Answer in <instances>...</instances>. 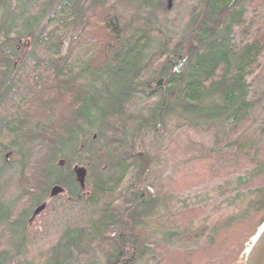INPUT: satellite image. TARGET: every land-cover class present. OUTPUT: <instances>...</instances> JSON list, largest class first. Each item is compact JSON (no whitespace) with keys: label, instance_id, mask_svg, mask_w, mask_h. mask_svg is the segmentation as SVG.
I'll use <instances>...</instances> for the list:
<instances>
[{"label":"trees","instance_id":"trees-1","mask_svg":"<svg viewBox=\"0 0 264 264\" xmlns=\"http://www.w3.org/2000/svg\"><path fill=\"white\" fill-rule=\"evenodd\" d=\"M173 1L175 37L156 23L168 0H0V264H161L183 234L172 141L187 163L222 143L250 157L211 196L245 204L227 227L264 220V0ZM54 204L60 234L34 261V216Z\"/></svg>","mask_w":264,"mask_h":264},{"label":"rangeland","instance_id":"rangeland-1","mask_svg":"<svg viewBox=\"0 0 264 264\" xmlns=\"http://www.w3.org/2000/svg\"><path fill=\"white\" fill-rule=\"evenodd\" d=\"M166 6L168 11L172 10V13H162L156 23H160L159 26L163 27L164 33L169 32L173 35L172 37H175L174 33L178 32V29L185 23L184 9L180 5L177 6L173 0H168ZM166 35H164V38ZM154 39L163 41V36L155 35ZM25 42L27 41L23 40L21 42L23 47ZM64 43L66 45V42ZM27 50L28 45L22 49V52L25 53ZM258 72L259 70L255 75ZM257 79L259 80V76ZM250 81L253 84V80ZM256 116L259 115L255 114L251 119ZM251 119L243 126L244 128L249 124L250 130L247 133H250V135L260 122L257 120V124H252L255 120L251 122ZM189 137L192 138L193 142L204 145V147L211 146L212 136L211 134H206L205 131L192 133ZM179 138L180 143L188 147L186 138L184 136ZM172 143L170 151L173 154L168 157L167 168L163 176L164 183L170 184L175 188L172 193L176 198L172 205L178 206L181 211L180 216L177 218V223L181 225L183 234L178 235L176 240L170 245L160 248L162 255L161 264H200L210 257L216 258L221 264H243L244 253L250 245L251 239L264 223V220L257 222L256 214L254 213L250 214L242 223L227 227V216L245 215V204L230 202L226 197L218 198L216 194L211 196V191L226 181L228 177H236L243 171H247L250 164L245 158L250 157H244L243 153H238L236 149H233L228 144L223 146L222 143L219 146L221 148L220 151L211 153V157L205 162L192 161L187 163L186 159L188 157H183L182 153L176 148L177 143L173 141ZM189 153L191 155L195 154L192 151ZM75 171L80 173L82 169H76ZM202 172H207L208 175L202 177ZM12 184V188L15 189L16 181ZM12 184L9 182L7 187L4 186L1 189H4L5 193H7L9 186ZM262 186H264V177L252 183L250 189ZM251 192H248L247 195V192L244 191V195L251 198L254 195ZM234 193L232 192V195L228 197L234 196ZM55 208L54 204L47 212L44 211L43 215L34 216L32 222L34 238L29 240L28 244L29 254L33 255L30 258L34 261L44 258L46 248L54 243L60 234V224H53L52 218H49ZM65 217L67 218L66 220H71L70 217ZM215 226L216 228L214 229ZM142 227L144 228V223ZM252 227H255L254 232H251ZM157 245L160 244L157 242ZM94 249H96L93 253L95 255L94 258L100 259L103 256L104 246H98Z\"/></svg>","mask_w":264,"mask_h":264},{"label":"water","instance_id":"water-1","mask_svg":"<svg viewBox=\"0 0 264 264\" xmlns=\"http://www.w3.org/2000/svg\"><path fill=\"white\" fill-rule=\"evenodd\" d=\"M27 45L28 42H25L24 47L26 48ZM78 177H82V174H79ZM243 264H264V223L251 239L250 245L244 253Z\"/></svg>","mask_w":264,"mask_h":264},{"label":"bare ground","instance_id":"bare-ground-1","mask_svg":"<svg viewBox=\"0 0 264 264\" xmlns=\"http://www.w3.org/2000/svg\"><path fill=\"white\" fill-rule=\"evenodd\" d=\"M207 262H208V260H205V261L202 262V264H207Z\"/></svg>","mask_w":264,"mask_h":264}]
</instances>
